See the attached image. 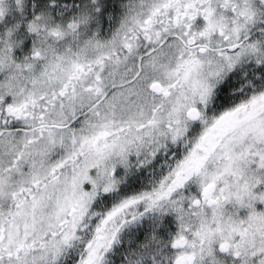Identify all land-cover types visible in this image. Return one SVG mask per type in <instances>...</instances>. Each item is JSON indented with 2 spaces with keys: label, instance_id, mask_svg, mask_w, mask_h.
Masks as SVG:
<instances>
[{
  "label": "snow or ice",
  "instance_id": "1",
  "mask_svg": "<svg viewBox=\"0 0 264 264\" xmlns=\"http://www.w3.org/2000/svg\"><path fill=\"white\" fill-rule=\"evenodd\" d=\"M0 264H264V0H0Z\"/></svg>",
  "mask_w": 264,
  "mask_h": 264
}]
</instances>
